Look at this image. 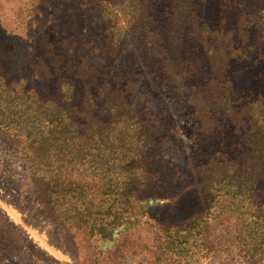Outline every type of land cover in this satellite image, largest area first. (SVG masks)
<instances>
[{
    "label": "rangeland",
    "instance_id": "obj_1",
    "mask_svg": "<svg viewBox=\"0 0 264 264\" xmlns=\"http://www.w3.org/2000/svg\"><path fill=\"white\" fill-rule=\"evenodd\" d=\"M0 264H264V0H0Z\"/></svg>",
    "mask_w": 264,
    "mask_h": 264
},
{
    "label": "trees",
    "instance_id": "obj_2",
    "mask_svg": "<svg viewBox=\"0 0 264 264\" xmlns=\"http://www.w3.org/2000/svg\"><path fill=\"white\" fill-rule=\"evenodd\" d=\"M111 223L108 222L106 223L105 227H110ZM115 228H111V231L108 233V231H106L104 234H100L99 236V240H111L110 238L112 237L113 233H114Z\"/></svg>",
    "mask_w": 264,
    "mask_h": 264
}]
</instances>
